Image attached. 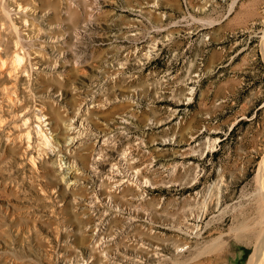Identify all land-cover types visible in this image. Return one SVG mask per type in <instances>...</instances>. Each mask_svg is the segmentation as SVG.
Listing matches in <instances>:
<instances>
[{
	"label": "rangeland",
	"instance_id": "374dc122",
	"mask_svg": "<svg viewBox=\"0 0 264 264\" xmlns=\"http://www.w3.org/2000/svg\"><path fill=\"white\" fill-rule=\"evenodd\" d=\"M6 2L0 264H247L264 0Z\"/></svg>",
	"mask_w": 264,
	"mask_h": 264
},
{
	"label": "bare ground",
	"instance_id": "6f19581e",
	"mask_svg": "<svg viewBox=\"0 0 264 264\" xmlns=\"http://www.w3.org/2000/svg\"><path fill=\"white\" fill-rule=\"evenodd\" d=\"M6 0H0V45L4 44V32L3 31H7L8 28H12L11 30H13V28H15V22L14 19L12 18L9 10L6 7ZM24 9V8H23ZM19 14V13H18ZM27 14V13H26ZM28 15V14H27ZM10 22V23H9ZM14 25V26H11ZM17 28V27H16ZM19 29V27H18ZM13 32V31H12ZM16 32V30L14 31ZM16 34V33H15ZM14 34V35H15ZM79 34V33H78ZM13 35V33H12ZM18 36V35H17ZM11 38V37H10ZM14 38V37H13ZM18 38V37H17ZM20 40V39H19ZM23 41V40H21ZM23 43V42H22ZM15 46H16V50L12 53H6V56L8 58V62L5 61L2 56L0 55V71L2 72L3 70H5L7 72V74L9 76L14 75L12 72L14 71V69H16L19 65L20 62L22 60V55L20 54L19 50L22 47L21 42H19L18 40H16L15 42ZM24 44V43H23ZM8 47V46H7ZM22 50V49H21ZM24 50V49H23ZM27 50V49H26ZM261 51H262V55H263V59H264V34H263V41L261 44ZM21 67V66H20ZM17 72V71H16ZM3 73V72H2ZM17 76V75H16ZM3 78V77H2ZM7 86V85H6ZM5 89V88H4ZM15 89V88H14ZM7 92L6 94L8 95V93L10 94L11 92V88H6L5 89ZM6 96V95H5ZM10 96H8L9 98ZM10 100L12 101V98H10ZM9 101V100H8ZM21 105V104H20ZM19 108V107H18ZM75 128V127H74ZM82 129H85V127H83ZM79 134H81V132H79ZM78 134V135H79ZM85 134L84 132H82V135ZM261 174L263 173V178H262V197L264 199V167L261 169ZM264 205V204H263ZM264 211V210H263ZM264 215V214H263ZM261 218V217H260ZM248 221V220H247ZM256 223V221H255ZM248 224V223H247ZM261 224H263V231H261L259 237L257 238V241L254 244V250L253 253L251 254L249 261L247 264H264V217H263V221L261 222ZM256 225V224H255ZM259 225V223H258ZM256 225L255 228L258 226ZM249 226V224H248ZM251 227V226H250ZM260 227V226H258ZM249 228V227H248ZM253 228V227H251ZM242 229V228H241ZM238 230L239 231H241ZM244 231H245V226H244ZM257 229V228H256ZM250 230V229H248ZM243 231V230H242ZM243 231V232H244ZM240 233V232H239ZM244 237V235L238 234L237 238L240 239L241 237ZM242 239V238H241ZM210 253V252H209ZM196 262V261H195ZM197 263V262H196Z\"/></svg>",
	"mask_w": 264,
	"mask_h": 264
}]
</instances>
